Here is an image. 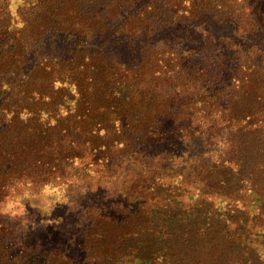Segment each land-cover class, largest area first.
I'll return each instance as SVG.
<instances>
[{
    "label": "trees",
    "instance_id": "obj_1",
    "mask_svg": "<svg viewBox=\"0 0 264 264\" xmlns=\"http://www.w3.org/2000/svg\"><path fill=\"white\" fill-rule=\"evenodd\" d=\"M25 185L67 203L0 215V264H264V0H0Z\"/></svg>",
    "mask_w": 264,
    "mask_h": 264
},
{
    "label": "clouds",
    "instance_id": "obj_2",
    "mask_svg": "<svg viewBox=\"0 0 264 264\" xmlns=\"http://www.w3.org/2000/svg\"><path fill=\"white\" fill-rule=\"evenodd\" d=\"M29 187V185L22 186V190L19 192L16 191L15 187L11 188L9 190L10 195L0 202V215L7 216L10 220L24 218L28 215L25 201L40 200V210L44 212L45 215L50 216L55 210L56 203H67L65 198L50 196L47 186L41 190L40 196L33 194L29 190ZM33 207H36V205H33ZM25 223H27V221H25ZM48 223H51V221H48Z\"/></svg>",
    "mask_w": 264,
    "mask_h": 264
},
{
    "label": "rangeland",
    "instance_id": "obj_3",
    "mask_svg": "<svg viewBox=\"0 0 264 264\" xmlns=\"http://www.w3.org/2000/svg\"><path fill=\"white\" fill-rule=\"evenodd\" d=\"M211 145H212V143H211ZM212 148V147H211ZM220 148H218V150H219ZM99 192H101L102 190L101 189H97ZM112 195V194H111ZM116 203V202H115ZM117 204V203H116ZM28 223V222H27ZM65 224H66V222H65ZM65 224H54V223H52V224H49V225H56V227H58L57 228V230L55 231V232H57L58 233V235H56V233H54L53 235L51 234V236H48L50 239H51V242H52V244H54V242L58 239V236L59 235H62V234H65V231H66V229H67V225L65 226ZM44 232L45 233H47V231H45L44 230ZM59 241H60V239H59ZM58 241V242H59ZM58 242H57V244H58ZM60 244V243H59Z\"/></svg>",
    "mask_w": 264,
    "mask_h": 264
}]
</instances>
